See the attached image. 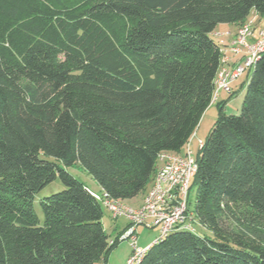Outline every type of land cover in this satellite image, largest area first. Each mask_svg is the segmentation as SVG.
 Returning a JSON list of instances; mask_svg holds the SVG:
<instances>
[{
	"label": "trees",
	"instance_id": "trees-1",
	"mask_svg": "<svg viewBox=\"0 0 264 264\" xmlns=\"http://www.w3.org/2000/svg\"><path fill=\"white\" fill-rule=\"evenodd\" d=\"M250 14L262 26L264 0H0V264L105 259L117 236L109 245L102 203L67 168L110 199L145 190L212 102L232 39L217 26ZM244 74L240 106L227 112L234 89L220 93L194 150L189 227L137 264H264V51ZM56 179L63 189L38 197Z\"/></svg>",
	"mask_w": 264,
	"mask_h": 264
},
{
	"label": "built area",
	"instance_id": "built-area-1",
	"mask_svg": "<svg viewBox=\"0 0 264 264\" xmlns=\"http://www.w3.org/2000/svg\"><path fill=\"white\" fill-rule=\"evenodd\" d=\"M229 34V31L217 33L218 36ZM227 51L230 56L226 55ZM263 51L264 24L254 27V22L247 20L236 29L229 45L222 49L221 66L214 79L212 102L219 99L220 93H230L232 83L252 67ZM235 56L238 58L233 60ZM191 139L182 152L162 151L158 154L157 169L139 206L131 207L121 200L94 192L113 219L124 217L129 223L123 234L117 235L118 241L128 239L130 243L131 253L125 264H137L153 243L160 241L173 229L189 227L186 223L193 215L189 208L190 182L197 169ZM198 144H201V140ZM138 224L159 228L158 236L144 247L137 243ZM113 242L114 238L110 239L109 245Z\"/></svg>",
	"mask_w": 264,
	"mask_h": 264
},
{
	"label": "rangeland",
	"instance_id": "rangeland-1",
	"mask_svg": "<svg viewBox=\"0 0 264 264\" xmlns=\"http://www.w3.org/2000/svg\"><path fill=\"white\" fill-rule=\"evenodd\" d=\"M248 19L253 21L254 15L250 14ZM220 39L223 40L222 37ZM226 55L230 56L231 54H230V52L227 51ZM237 58H238V56H235L233 58V60H235ZM245 76H246V74L241 76L239 79H237V81L235 83L232 84V88L234 89V92H233L234 96L232 97V99L230 101H228L226 103L225 110L227 112L228 111H236L238 109V107L240 106L242 92H240L238 90H239V86H240L241 82L245 79ZM226 96L228 97V95H225V97ZM217 115H218L217 103L212 102L208 106V108L204 111V113L202 114L201 119L199 121V124L194 130V132L197 134L196 138L204 139L207 136L209 130L211 129V127L213 126V124L217 118ZM194 141H196V140H194ZM197 146H198L197 143H193V149L194 150H196ZM49 159L53 160V158H51V157H49ZM67 170L74 177H76L77 179L84 182L91 190H93L96 193H100L99 185L94 180V178L82 166H80L79 164H74V165L68 167ZM148 188H149V184H146L145 190L139 192L136 196H134L132 198L124 199L123 202L126 203L127 205L131 206V207L139 206L142 203L143 197H144L146 191L148 190ZM61 189H63V185L61 184V182L58 179H56L54 182H52L51 184L46 186L39 193L38 197L49 195V194L56 192V191H59ZM194 202H195V188H191V190L189 192V203H190L189 208L191 210L193 209ZM34 208L36 210V213L38 214V217L40 219H42L43 214L39 208L38 200L35 201ZM102 211H103L102 224L104 226L106 233L110 237H112L114 234L112 233V227L111 226H113V222H115L114 221L115 219H113L111 217L109 211L106 209V207L104 205H102ZM125 220L126 219L124 217L118 218V221L120 224H122V222H124ZM128 225H129V223H127V226ZM195 228H196V231L199 233L210 234V232L208 230L203 229L202 227H200L198 225H195ZM126 229H124L123 231H125ZM136 233H137L136 235H137L138 246L144 247L148 243H150L155 237L158 236L159 228L157 226L151 227V226L145 225V224H138V225H136ZM119 234L122 235L123 232L118 233V235ZM130 253H131V247H130L129 240L128 239H120L118 241V243L116 244V246H114L109 251L108 256H107L108 260L105 262V264H125L126 259L130 255ZM96 264H100V262H96ZM101 264H103V262Z\"/></svg>",
	"mask_w": 264,
	"mask_h": 264
},
{
	"label": "crops",
	"instance_id": "crops-1",
	"mask_svg": "<svg viewBox=\"0 0 264 264\" xmlns=\"http://www.w3.org/2000/svg\"><path fill=\"white\" fill-rule=\"evenodd\" d=\"M262 22H260L261 24ZM235 30H236V25L235 24H219L217 26V32L218 33H222V32H225V31H229L230 34L228 36H222V38L224 39L225 42H228L234 35L235 33ZM236 82V81H235ZM234 82V83H235ZM225 99V94H221L220 97H219V100H224ZM212 103V102H211ZM226 106V105H225ZM197 137V134L194 132L193 133V137L191 139V148L192 150L194 151L193 149V143H197L198 144V141L199 140H202V138H196ZM196 140V141H194ZM150 185V184H149ZM115 222H113V226L112 227V233L114 234L112 237L109 236V239H113L115 238L118 233H121L125 227L127 226V220H125L124 222H122V224L119 223L118 219H115L114 220ZM121 226V227H120ZM153 241V240H152ZM108 256V255H107ZM108 260V257H106L105 259H102L100 262V264L103 262V264H105V262ZM96 264V263H95Z\"/></svg>",
	"mask_w": 264,
	"mask_h": 264
}]
</instances>
